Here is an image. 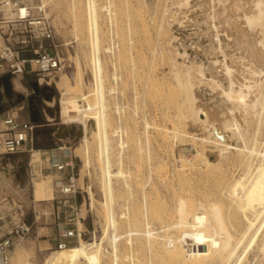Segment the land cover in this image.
I'll return each mask as SVG.
<instances>
[{"label": "rangeland", "instance_id": "374dc122", "mask_svg": "<svg viewBox=\"0 0 264 264\" xmlns=\"http://www.w3.org/2000/svg\"><path fill=\"white\" fill-rule=\"evenodd\" d=\"M21 1L31 3L34 17L43 15L51 24L53 43L56 46L49 45L47 41L43 44L47 51L58 53L61 68L52 76H44L41 80L40 88H47L48 94L40 95L37 100V109L45 112V116H41L39 120L48 121V127L53 128V132L45 139H42L41 133L36 135L33 150H39V153H35L32 163L33 175L28 171L31 159L29 152L0 154V161L11 168L17 186L16 190L0 189V234L19 218L30 224L28 232L12 237L9 258L5 262L0 259V264H42L47 255L58 249L57 233L65 220L77 223L80 229L84 228L82 240L95 241L98 264H114V254L117 255V264H176L175 256L167 249V236L169 242L179 243L182 240L176 253L180 264H264V256L257 243L256 225L259 218L254 220L252 226H244L239 222L237 228L240 231L231 225L227 226L228 221H224L221 216L226 210L231 214L233 207L224 197L221 180L218 179L225 176V181H229L245 174L246 171L238 163L241 159L246 160L244 155L246 153L245 156H248L249 149H256L249 156L252 165L257 163L259 154L264 152V95L262 97V92H258L257 87L253 86L259 77L255 75V78L248 73L240 60L235 58L233 64L236 65L233 66L238 71L230 72L233 89L239 90L238 85H241L242 91H236L243 95L250 89V95L246 98H254L256 94L259 104L256 101L255 109H247L248 106L242 101L228 100L219 110L208 106L203 124H198L195 113L183 106L194 99V96V101L204 107L209 93L216 91L217 97L221 98L219 88L212 90L211 83L206 80L198 81L192 72L188 78L191 90L182 91L178 86L179 81L185 82L184 76L191 61L202 62L204 71L209 76L210 69L206 68L207 62L199 52L200 45L208 44V41H204L206 37L203 33L208 27L217 45L216 30L211 27L215 24L218 33H222L221 36L227 39L228 27L224 24V29L222 28L223 22H217L218 14L213 11L220 9L223 4H227L228 9L231 8L229 10H234L232 1L235 0H96L98 29L102 32L103 47L101 46L99 56L105 91L104 111L110 134L109 168L115 171L119 167L127 174L112 177L113 199L110 208L100 133H94L85 145L80 129L82 120L97 117L99 109L90 59V1ZM244 1L238 0L239 4ZM9 17V9L0 3L1 29H4L3 19ZM251 31V38L262 39L263 34L259 28ZM222 42L224 50L232 51L228 43ZM221 56L214 55L212 58L216 63V79L225 73ZM231 58V55L227 56L229 61ZM77 66L81 71L84 83L82 91L85 95L77 97L78 103L82 107L89 103L94 109L82 112L81 120L66 127L60 123V92L55 80L61 74L72 78ZM176 73L180 75V80L176 78ZM38 77L40 76L35 73L28 76L31 82ZM11 81L15 93L27 97L31 92V87L19 76H13ZM243 81L249 86L248 89L244 87ZM109 88L113 90L109 91ZM252 91H256L253 92L254 95L251 94ZM9 108L30 118L26 100L15 102L13 99ZM213 111L217 113V122L222 127L232 124L234 120L237 124L231 127L234 130L225 129L229 143L235 149L227 148L222 151V155L217 152L221 146L215 148L212 142H202L207 137L206 125L211 120ZM198 117L205 119L204 115ZM115 127L123 131L122 145L113 136L112 130ZM236 129L239 131L237 134ZM43 149L51 151L46 153ZM197 151L203 152L208 165L200 158H195ZM49 156L56 160L71 156L74 169L79 173L77 183L82 190L76 193V209L73 213L68 207L61 208L57 213L56 204L52 201L53 180L57 177V172L49 173L43 162ZM84 158L88 161L86 165ZM188 161L194 164L197 162L195 168L188 167ZM46 184L51 190H41ZM87 186L90 187L92 199L85 192ZM19 191L23 193L19 194ZM111 217L117 223L114 228L110 222ZM177 232H182L183 238L180 233L176 235ZM147 233L151 238L150 244ZM165 233H168L167 236ZM156 235L154 242L152 240ZM79 242L80 239H70L67 247L78 245ZM79 264L85 262L82 260Z\"/></svg>", "mask_w": 264, "mask_h": 264}, {"label": "bare ground", "instance_id": "6f19581e", "mask_svg": "<svg viewBox=\"0 0 264 264\" xmlns=\"http://www.w3.org/2000/svg\"><path fill=\"white\" fill-rule=\"evenodd\" d=\"M89 1H90V9H91V29H92V39L90 42V46H91L90 47L91 48L90 59L92 60L93 69H94V76H95V85H94L95 89L94 90L96 91L95 95L98 98L99 104L97 107L99 109L97 111V117L90 118L88 121L82 120L83 124L80 123L81 121L80 122L78 121V122L81 124V127H80L81 139H82V142L85 143V145H87V141H89V139L92 137V135L94 133H96V134H97V132L100 133L99 136H100V141L102 144V151L104 154V164H105L104 165V175H105L104 177H105V182H106V193H107V198L109 201L108 205L110 208V206H111L110 204L112 202L111 200L113 199L112 198L113 197V189H112V185H111V179H112V177H116V178L119 176L122 177L124 172L119 167L115 171H112L109 168V149H110V136L109 135L110 134H108L107 127H109V126L106 122L107 117L105 118L106 114L104 111L106 109L105 103H104L105 91H104L103 80H102V64H101V59L99 56V53L101 52L100 49L103 47L102 43H101L102 42V37H101L102 32L100 33L101 30L99 31V29H98V23H97L98 22L97 21L98 6L96 3V0H89ZM229 1H231V0H229ZM204 2H205V0H204ZM232 2H233L232 5H234V7H235L234 10H229L231 8L228 9L227 4H223V5H221L222 7L220 9H217L216 11L214 10L215 12L213 11V13L218 14L216 17V18H218L217 22L218 23L221 21L223 22L222 23L223 25L220 24L222 26V28H223V26H225L224 24H226V26L228 27V35H226L227 39L224 38V36H221L222 33L221 34L218 33L219 30H218V28H216L215 24H213V26H211V24H209V25L211 27H215V30H216L215 35L217 38L216 39L217 45H215L216 42L214 43V41H213L214 39L211 36L210 31H208V30H210V29H208V27L206 29L207 31L205 30L206 32L203 33L206 37V39H204V41L205 42L208 41V44L200 45L199 52L202 55L201 57L203 59H205L207 62L206 68L210 69L209 76L206 75V73L204 71L205 68L203 67L202 62L197 63V62L191 61L190 62L191 65L188 66L186 69L187 70L186 76H184V77H186L187 80L185 79V82L179 81V83H178L179 84L178 86H180V88L183 89L182 91L188 90V92H189V90H191V88H190V82H189L188 78H189L190 72H192V73H194L193 75H195V77H197L198 81L206 80L207 83H211L210 86L212 87V90H214V89L216 90V88H219V94H220L221 98L217 97V93H215L216 91H214V93H212V92L209 93V97L206 99L204 107H201L199 104H197L194 101L195 100L194 96H192L194 99H191L187 104L185 103L186 105L183 106V108L185 107V109L190 108L191 111H193V113H195V116L198 119V124H203L206 121V117H207V113L205 111L206 107L211 106L213 109L219 110L222 108V106H224L227 103L228 100L229 101L230 100L242 101L241 103H244L246 106H248L247 109H249V108L255 109L257 98H256V94L254 93L255 94L254 95L253 92H256V91H252V93H251L254 95V98L252 96V98L247 99L246 97H249V95H250V93L248 92V91H250V89L246 93L243 90V92L245 93L244 95L241 92L240 93L242 95L237 93L238 91H242V90H240L241 85H238V86H240L239 90L236 89L238 91L233 89V86H232L233 82H232V77H231L232 75H230L231 74L230 72L231 71H234V72L238 71L234 67L236 65V63L233 64L235 58H238L240 60V63L242 65H244V67L247 69L246 71H249L248 73H250L253 76L257 75L259 77V78H257L258 80L254 79V80H256V82H255V85H253V84L252 85L257 87L256 89L258 90V92L259 91L262 92L261 93L262 97L264 95V0H245L244 1L245 4L244 3L239 4L238 0L237 1L235 0V2L234 1H232ZM245 5H246V7H245ZM229 6H230V4H229ZM106 8H104V9H106ZM213 9H214V7L212 8V10ZM9 12L11 14V17H9V18H12L17 14L25 13L26 9H25V7L21 6V7H17L16 9H9ZM211 15L213 18H215L212 13H211ZM215 19H214V21H215ZM207 21H208V19H207ZM202 23H204V22H202ZM257 28H259V30H261V32L263 34L262 35L260 33L263 36L262 39H257V37L255 39H253L254 37L251 38L252 35L249 32L251 30H256ZM251 32H253V31H251ZM255 36H257V35H255ZM221 40L228 43L229 48H231L232 51L229 50L228 48H227L228 50H224V48H223L224 46L222 44L223 42ZM225 46H228V45H225ZM103 49H105V48H103ZM220 54L223 56L222 60L224 63L225 73H224V76L223 75L219 76L220 78L216 79L217 75L215 76L216 69L214 67V64H216V63L214 61H212V58L214 57V55L218 56ZM228 55H231L233 57L230 59V61L227 59ZM181 58H183V57H181ZM228 58H230V57H228ZM239 60H237V61H239ZM190 63H188V64H190ZM193 63H195V64H193ZM174 65L175 64H173V66ZM75 70L76 71L73 72L72 78H70V76H68L66 74H61L55 80V83H56L55 85L60 92V98L58 101L60 120H61L60 123L65 124L66 127L69 124L76 123V121L82 117V116L80 117L82 112L86 113V111H90V110L94 109L91 106V104H89V103L87 104V106H84V107H82V105L78 103L77 97H79V96L81 97L84 95L83 91H82L84 83L82 81V76L80 73L81 71H79L78 66L75 68ZM236 73L238 74V72H236ZM225 74H227V76H225ZM178 75H179L178 73H176V75H175L177 79H178ZM55 76L56 75H54V77ZM255 78H256V76H255ZM180 79L181 78L179 77L178 80H180ZM237 80L239 81V79H236V81ZM244 82L245 81H243V83ZM244 87L247 88L249 86L246 83H244ZM256 89H254V90H256ZM111 90H113V89L109 88V91H111ZM188 92H186L185 94H187ZM262 99H264V98H262ZM257 103L259 104L258 101H257ZM85 113H83V115ZM90 113H92V112H90ZM257 113H259V110L257 111ZM200 115H204L205 119L199 118L198 116H200ZM211 115H212L211 116L212 118L206 125L207 137L205 139H202V142L203 141L212 142V143H214L215 148H218V146H221V148L217 149V152H218V154L222 155L223 150H226L227 148H230V149L234 148V146L230 145V143H229L230 141H229L228 136L225 134V129L227 128L229 130L230 129L234 130V128H231V127L235 126L237 124L235 123V120H234V122L232 124H226L225 127L224 126L222 127L219 124V122H217V120H218L217 113H215L213 111V112H211ZM261 116H262V114H261ZM186 119H187V117H186ZM236 122H238V121H236ZM238 126H240V125H238ZM62 128H63V126H62ZM241 131H243V129ZM112 132H113V136L116 137L118 144L121 141L120 145H122V143H123L122 142V132L123 131L121 130V128L115 127L112 130ZM238 132L239 131L237 130L236 134ZM79 133H80V131H79ZM242 139L244 140L243 136H242ZM244 142H245V140H244ZM120 147H122V146H120ZM87 148L88 147H86V149ZM237 149L238 148H236V150ZM83 150H85V149H83ZM255 150L249 149V152H247L248 156H245L246 155V153H245L244 157H246V160L243 159L244 160L243 161L241 159V161L239 163L235 161L236 164L238 163V165H241L244 168V170L246 171L245 174H243L242 176H239L238 178H233L229 181H228V179H227V181H225V179H224L225 176H224V178H222L223 176L218 178L219 180H221L220 185L222 187L221 189L223 191L224 197L229 201L228 202L229 205H231L233 207V211L231 212V214H228V211L226 210L225 212H223L224 215H222L221 217L224 218V221L225 220L228 221L227 223L225 222L227 224V226L231 225L235 230H239L237 228V224L239 222H242V225H244V226H252V225H254V220L256 218H259L258 224L256 225V232L258 231V242L257 243H258L259 249L261 250V252L263 253V256H264V152L263 153L261 152L260 154L257 152L260 156V159H258V161H256L257 163L255 165H252L249 161V156ZM35 153L36 154L39 153V150H32V154H31V162L32 163L34 160ZM84 154H86V153H84ZM243 154H244V152H243ZM255 155H256V152H255ZM203 157H204V154L202 151L196 152L195 158H200V160L203 161L205 165H208V163H209L208 160L206 159V157H204V158ZM83 160H84L83 161L84 164L86 165L88 163L87 159L84 158ZM236 160L238 161L237 157H236ZM201 161H199V162H201ZM188 162H190V161H188ZM196 163L194 164V163L190 162L188 164L189 165L188 167L195 168ZM238 165H237V167H238ZM241 166H239V167H241ZM210 167H211V165H210ZM212 167H213V165H212ZM80 171H81V169H80ZM124 174H126V172ZM221 174L222 173H220V175ZM217 175H216V177L219 176V175L218 176ZM13 176H12L11 168L7 164L5 165L0 161V189L6 188L9 190V188H12V189L16 190L17 186H16V182H15ZM41 190H43V191L51 190V188L48 184H46L45 187H41ZM21 193H23V192H20L19 194H21ZM87 194L91 195L90 198L92 199L90 187L87 188ZM22 195H24V194H22ZM50 195H52V194H50ZM110 222H111L113 228L117 225L116 220H114L112 217H111ZM176 222L178 223V221H176ZM177 223L175 225H177ZM127 224H129L128 221H127ZM129 225L131 226V224H129ZM164 228L165 227H163V230H165ZM179 233H180V237H181L182 232H179ZM179 233L177 232L176 235H178ZM167 234L168 233H165V236H167ZM147 236H148L147 240L150 244L151 238L149 237V234ZM155 238H157V235H156V237H154V239L152 241H154ZM167 238L166 239L168 241H166V239L164 240L168 243L167 245H169V247L167 249L169 250L170 253H172V256H175L176 264H180L179 260H177L178 255H176V253L180 249L178 244L181 243L182 240L181 241L179 240L180 241L179 243L174 242L177 244V245H174L173 241H171L172 243L169 242L170 239L168 236H167ZM181 238H183V236ZM181 238H177V239H181ZM79 239H80V242L78 245H73V246H68L65 248H61V249L58 248V249L53 250L49 255H47L45 257L42 264H79L82 260L85 262V264H98L99 255L96 252V249L94 248L96 246L95 241L87 242L85 240H82L81 238H79ZM79 239H78V241H79ZM166 242L165 243L163 242V244H166ZM161 248H163V247H161ZM114 250H115V248H114ZM114 256H115V263L114 264H117V255L114 254ZM172 262H174V261H172Z\"/></svg>", "mask_w": 264, "mask_h": 264}, {"label": "built area", "instance_id": "2783aa9c", "mask_svg": "<svg viewBox=\"0 0 264 264\" xmlns=\"http://www.w3.org/2000/svg\"><path fill=\"white\" fill-rule=\"evenodd\" d=\"M0 3L1 6L7 9H16L21 6L26 9L23 14L3 19L4 24L2 26H4V29L0 28V82L5 76H9L10 79L13 76H19L29 86L31 81H29L28 76L35 73L40 76L36 80L37 86L40 88L42 77L52 76L61 68L58 53L47 51L43 44L44 41H47L49 45L56 46L53 43L52 26L45 16L34 17V8L29 2L0 0ZM40 8L39 6L38 9ZM33 94L34 91L31 88V92L28 93L27 97ZM40 115L45 116L44 110L40 111ZM48 125V121L39 120L34 123L30 118L21 116L14 108H9L8 105L0 114V154L27 151L31 156L37 130L44 129ZM43 162L45 170L49 173L57 172V177L53 180L54 191L52 197V201L56 204L57 213L59 214L61 208L65 207H68L73 213L76 209V193L82 190V187L77 183L79 173L74 169L72 157L69 156L68 159L63 157L56 160L49 156ZM32 165L30 159L28 162L30 175H33ZM85 192L87 191L85 190ZM70 224H73V226H70ZM29 227L28 222L19 218L18 221L12 223L8 229L0 234V259L2 261L5 262L9 258L12 237L28 232ZM83 233L84 228L80 229L77 223L65 220L57 233V248L67 247L70 239H79Z\"/></svg>", "mask_w": 264, "mask_h": 264}, {"label": "water", "instance_id": "95a60500", "mask_svg": "<svg viewBox=\"0 0 264 264\" xmlns=\"http://www.w3.org/2000/svg\"><path fill=\"white\" fill-rule=\"evenodd\" d=\"M0 85V114L5 110L8 105H11L13 103V99L15 100V102H21L23 100H26L31 121L34 123L39 121L41 115L36 105L33 103V95L25 97L20 93H15L9 76L3 77L1 79ZM29 86L33 89L34 93H38L40 88L37 86L36 81L30 82ZM2 98H4V100H2ZM52 132L53 128L51 127L39 129L37 131V133H41L45 138Z\"/></svg>", "mask_w": 264, "mask_h": 264}, {"label": "flooded vegetation", "instance_id": "af4514ba", "mask_svg": "<svg viewBox=\"0 0 264 264\" xmlns=\"http://www.w3.org/2000/svg\"><path fill=\"white\" fill-rule=\"evenodd\" d=\"M47 94H48V89L42 87L39 89L38 93L33 94V103L36 105V107H37V100L40 97V95L47 96Z\"/></svg>", "mask_w": 264, "mask_h": 264}, {"label": "crops", "instance_id": "0c3cea01", "mask_svg": "<svg viewBox=\"0 0 264 264\" xmlns=\"http://www.w3.org/2000/svg\"><path fill=\"white\" fill-rule=\"evenodd\" d=\"M42 139H45V137H44L43 135H42ZM42 151L48 153V152L51 151V150H49V149H43ZM60 159H62V158H60ZM60 159H58V160H60Z\"/></svg>", "mask_w": 264, "mask_h": 264}]
</instances>
